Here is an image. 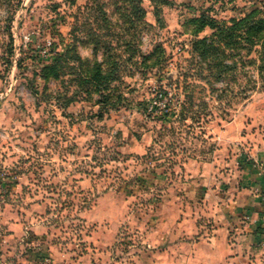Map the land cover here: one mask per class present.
<instances>
[{
	"label": "rangeland",
	"instance_id": "rangeland-1",
	"mask_svg": "<svg viewBox=\"0 0 264 264\" xmlns=\"http://www.w3.org/2000/svg\"><path fill=\"white\" fill-rule=\"evenodd\" d=\"M137 3L143 18L130 0H0V264H148L186 159L234 120L264 140V0ZM253 11L261 40L221 46L232 68L200 79L199 25Z\"/></svg>",
	"mask_w": 264,
	"mask_h": 264
},
{
	"label": "crops",
	"instance_id": "crops-1",
	"mask_svg": "<svg viewBox=\"0 0 264 264\" xmlns=\"http://www.w3.org/2000/svg\"><path fill=\"white\" fill-rule=\"evenodd\" d=\"M243 126L218 133L210 159L182 164L187 193L166 198L172 209L147 235L157 248L148 264H264V140Z\"/></svg>",
	"mask_w": 264,
	"mask_h": 264
},
{
	"label": "trees",
	"instance_id": "trees-1",
	"mask_svg": "<svg viewBox=\"0 0 264 264\" xmlns=\"http://www.w3.org/2000/svg\"><path fill=\"white\" fill-rule=\"evenodd\" d=\"M134 5V11L140 13L141 18L144 16V10L137 3V0H130ZM256 11H253L248 16L240 20H232L228 26L225 23H217L216 21L210 20L209 23H201L199 25L200 31L208 27L212 30V34L208 38L197 39L192 42V53L198 54L199 60L201 62L206 61L205 67H202L198 72L197 76L205 80L206 83H211L212 81H222L225 78L226 72L232 67L226 63V59L221 56L220 48H231L232 46L240 45L237 41L240 39L245 42L248 46H254L257 38L262 31V22L256 21ZM106 21V19L104 20ZM88 35L91 38V43L93 49H97L100 46V38L103 35L97 34L91 29L88 30ZM251 47V48H252ZM251 49H249L250 51ZM77 61L82 62L80 56L77 54ZM260 78L264 77V52L260 54ZM62 64V56L57 53L52 58L51 64L45 68L48 73H54L55 69ZM58 76V74H57ZM56 76V77H57ZM94 77V76H93ZM87 81L85 84L91 83L92 78L85 77ZM158 98L159 95L157 94ZM185 103L188 107L192 106L193 94L190 93L185 96ZM203 105V104H202ZM185 110V108H183ZM184 117L182 113L181 118ZM183 120V119H182ZM262 234L264 235V227L260 228ZM264 238V236H263Z\"/></svg>",
	"mask_w": 264,
	"mask_h": 264
}]
</instances>
